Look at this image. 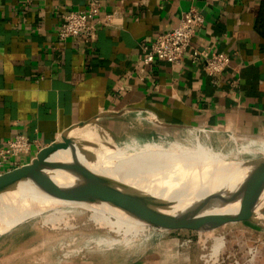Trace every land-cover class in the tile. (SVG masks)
Wrapping results in <instances>:
<instances>
[{"label": "crops", "instance_id": "obj_1", "mask_svg": "<svg viewBox=\"0 0 264 264\" xmlns=\"http://www.w3.org/2000/svg\"><path fill=\"white\" fill-rule=\"evenodd\" d=\"M88 1L0 0V149L19 132L44 148L81 122L148 125L150 116L169 130L230 131L244 144L264 142V0H101L103 14L116 17L111 27L93 42L61 41V16ZM192 7L205 24L190 49L230 58L215 80L187 57L181 65L142 62V45L176 27ZM175 246V253L160 249L135 264L200 260L195 250L181 254Z\"/></svg>", "mask_w": 264, "mask_h": 264}, {"label": "bare ground", "instance_id": "obj_2", "mask_svg": "<svg viewBox=\"0 0 264 264\" xmlns=\"http://www.w3.org/2000/svg\"><path fill=\"white\" fill-rule=\"evenodd\" d=\"M145 119L158 125L151 116ZM198 132L191 129L190 138L184 142L150 141L124 148L113 144L114 150L98 152L95 161L80 150L76 156L70 151L58 152L36 179L21 183L14 192L0 195V235L32 217L42 218L43 226L58 231H74L80 224L86 228L92 223L124 240L147 236L155 229V221L108 194L87 169L112 179L124 189L148 192L168 202L175 211L215 190H237V184L250 171L249 163L241 159L242 154L264 153V149L240 148L232 135L227 142H233L235 147L227 152L217 151L209 144L208 136L202 138ZM237 207L238 203L225 208L213 205L207 212H235ZM263 207L264 193L256 209L260 212ZM215 231H201L200 242L206 244L211 239L217 255L224 238Z\"/></svg>", "mask_w": 264, "mask_h": 264}, {"label": "rangeland", "instance_id": "obj_3", "mask_svg": "<svg viewBox=\"0 0 264 264\" xmlns=\"http://www.w3.org/2000/svg\"><path fill=\"white\" fill-rule=\"evenodd\" d=\"M149 124L147 125L145 121L139 125H131V122L105 120L100 128L90 125L77 132L124 148L134 143L142 146L150 141L184 142L190 138L189 131L196 129L202 138L208 136L209 144L217 151L227 152L235 147L233 142H227L231 140L232 135L238 140L240 148L264 149V142L260 144L250 142L249 146V142L244 144L230 131L216 132L201 128L199 130L197 127L169 130ZM259 154L264 155L263 152L244 153L241 159L248 163L254 162L263 158ZM261 211L264 214V207ZM84 227L80 224L73 229L74 231L52 230L51 227L42 225V218L32 217L23 224L19 223L9 232L4 230V234L0 235V264H135L146 254L160 249L165 248L167 252L172 249L175 253L173 248L175 245H166L173 237L177 238L175 240L177 252L180 251L182 254L195 250L198 258L200 257L197 264H204L201 256L209 253L210 247L214 245V242L208 239L205 244L207 249H204L202 243H199L201 233L190 229H183L181 235H173L169 230L154 227L155 229L147 236L139 235L124 240L114 233L95 227L92 223ZM215 232L224 238L222 255L229 256L226 264H235L236 261L239 264H264V229L249 222H239L230 223L216 229Z\"/></svg>", "mask_w": 264, "mask_h": 264}, {"label": "water", "instance_id": "obj_4", "mask_svg": "<svg viewBox=\"0 0 264 264\" xmlns=\"http://www.w3.org/2000/svg\"><path fill=\"white\" fill-rule=\"evenodd\" d=\"M98 118L92 120L97 122ZM91 122H81L65 130L61 138L44 147L29 163L11 171L0 174V195L14 192L24 182L36 179L52 161V157L60 151H70L74 156L77 150L95 161L98 152L114 150V145L89 138L81 131ZM185 129L193 128L186 127ZM183 127V128H184ZM250 170L243 181L237 186V190H215L213 193L199 198L184 208L173 210L170 204L156 198L148 192L128 190L120 187L112 179L99 176L87 169L96 183L115 198L122 199L140 210L148 218L155 221L156 227L164 230L194 231L216 230L230 223L249 222L256 227L264 229V214L256 209L264 193V158L250 162L247 166ZM238 203L235 212H207L213 205L225 208Z\"/></svg>", "mask_w": 264, "mask_h": 264}, {"label": "built area", "instance_id": "obj_5", "mask_svg": "<svg viewBox=\"0 0 264 264\" xmlns=\"http://www.w3.org/2000/svg\"><path fill=\"white\" fill-rule=\"evenodd\" d=\"M115 19L114 14H103L101 0H89L85 9L71 10L61 16L59 39L65 42L73 38H84L87 42H93L97 39L99 30L111 27ZM204 24L205 17L202 12L192 7L183 15L176 27L158 34L153 41L142 45V62L145 65L158 61L181 65L187 57L192 64L203 65L212 79L219 78L230 65L229 56L212 48L190 49ZM41 145L39 140L30 139L24 132L6 139L0 149L2 170L8 172L23 166L25 159L30 162L43 149ZM202 246L207 249L205 244ZM213 248L214 245L210 247L209 253L201 256L204 264H226L229 256H222L224 244L217 255ZM235 264L239 262L236 261Z\"/></svg>", "mask_w": 264, "mask_h": 264}, {"label": "trees", "instance_id": "obj_6", "mask_svg": "<svg viewBox=\"0 0 264 264\" xmlns=\"http://www.w3.org/2000/svg\"><path fill=\"white\" fill-rule=\"evenodd\" d=\"M264 7V6H263ZM263 10V9H262ZM261 19V22L264 23V10H263V13H262V17H260Z\"/></svg>", "mask_w": 264, "mask_h": 264}]
</instances>
